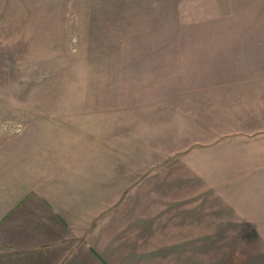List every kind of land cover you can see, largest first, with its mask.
<instances>
[{
    "label": "rangeland",
    "instance_id": "1",
    "mask_svg": "<svg viewBox=\"0 0 264 264\" xmlns=\"http://www.w3.org/2000/svg\"><path fill=\"white\" fill-rule=\"evenodd\" d=\"M261 146L264 0H0V187L102 173L139 222L264 238Z\"/></svg>",
    "mask_w": 264,
    "mask_h": 264
},
{
    "label": "crops",
    "instance_id": "2",
    "mask_svg": "<svg viewBox=\"0 0 264 264\" xmlns=\"http://www.w3.org/2000/svg\"><path fill=\"white\" fill-rule=\"evenodd\" d=\"M257 157L264 161V151ZM99 176L38 172L1 185L0 264H264V238L214 235L210 206L139 222L120 192L105 201ZM252 198L244 202L264 207Z\"/></svg>",
    "mask_w": 264,
    "mask_h": 264
}]
</instances>
